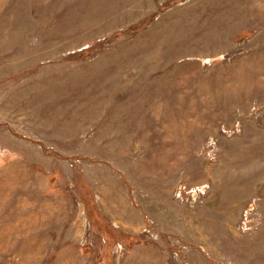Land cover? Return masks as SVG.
<instances>
[{
    "label": "rangeland",
    "instance_id": "374dc122",
    "mask_svg": "<svg viewBox=\"0 0 264 264\" xmlns=\"http://www.w3.org/2000/svg\"><path fill=\"white\" fill-rule=\"evenodd\" d=\"M0 264H264V0H0Z\"/></svg>",
    "mask_w": 264,
    "mask_h": 264
}]
</instances>
